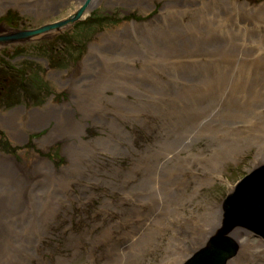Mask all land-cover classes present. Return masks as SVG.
Masks as SVG:
<instances>
[{
  "label": "rangeland",
  "instance_id": "obj_1",
  "mask_svg": "<svg viewBox=\"0 0 264 264\" xmlns=\"http://www.w3.org/2000/svg\"><path fill=\"white\" fill-rule=\"evenodd\" d=\"M57 1L0 0V35L14 31L11 23L34 28L64 18L81 2ZM205 1L218 14L201 10ZM92 2L51 38L11 45L15 65L0 75V119L15 117L22 130L0 127V152L11 157L5 166L17 177L25 170L30 182L48 177L32 191L22 227L34 217L43 224L15 245L24 264H119L122 252L127 264H163L192 243L198 214L222 207L264 156V0ZM25 52L41 58H17ZM51 57L64 58L61 72L45 63ZM62 116L69 124L57 123ZM176 163L182 168L170 175ZM2 172L0 194L14 182ZM148 197L160 212L145 226ZM246 232L241 264H264V251H251L264 240Z\"/></svg>",
  "mask_w": 264,
  "mask_h": 264
},
{
  "label": "bare ground",
  "instance_id": "obj_2",
  "mask_svg": "<svg viewBox=\"0 0 264 264\" xmlns=\"http://www.w3.org/2000/svg\"><path fill=\"white\" fill-rule=\"evenodd\" d=\"M46 3L50 4H57V0H43ZM83 0H81L80 4L82 3ZM217 1V0H216ZM95 1L92 2L94 4ZM79 4V5H80ZM206 6L207 11H214L212 9L215 8L214 1H205V4L201 6L204 8ZM209 8V9H207ZM85 12V11H84ZM237 12L239 11H230L227 13V16L232 15L235 13V15H232L235 17V19H232L235 22H240L239 18H241V15H237ZM86 13V12H85ZM213 14H218V11H214ZM84 15V14H83ZM201 28H197V32H200ZM181 39L184 38L183 34H180L179 36ZM199 37V36H198ZM200 38V37H199ZM198 46H205L207 45L206 41H196ZM195 48V47H194ZM90 54V53H89ZM88 54V55H89ZM112 63V62H111ZM127 68L129 69L132 68L131 64H126ZM97 67V66H96ZM123 72H128L126 70H122ZM81 98L77 99V105L78 107L80 106L81 109L83 110V104L80 103ZM67 105V103H63L61 105H58L54 102H50L49 106L52 109H55L56 107H62V105ZM11 109H6L5 112L10 113ZM34 115L38 117V120L43 117L42 113L40 112H34ZM37 117H31V121L34 122L37 121ZM59 124H69L70 118L66 116H62L57 119ZM72 120H75V118H72ZM0 127L5 129L8 134H17L18 131L21 132V126L16 122L15 117H8V118H1L0 119ZM76 126L73 125V129H75ZM172 157L176 158L178 157V153L176 150L172 151ZM10 156L3 154L0 152V177L2 176L3 172L2 170L5 169L10 172L11 178L14 180L12 184H10V188L4 189V192L0 194V228H1V233H0V264H24V256L23 253L17 252V249L19 246H16L15 243L17 242V238L22 235L26 240H30L31 238H34V233L31 231V227L33 225L41 226L43 224V219H36L34 217V220L31 222H28L25 228L22 227L23 219L26 214V209L28 208V203L31 199V194L32 191L37 190L36 184L37 182H43V180H47L48 177H41L42 180H37L36 182H30L28 178L26 177V171L23 170V175L21 177H17L15 172L6 167L5 165L11 161ZM8 160V161H5ZM264 162V156H261L258 154L255 159L252 161V164L254 166H258L259 163ZM43 165L46 167L48 165H53L52 161H49L47 159H42ZM182 168V165L176 163L174 166H172V169L170 170V175H173L176 170H180ZM52 172H49L51 174ZM168 174V171H167ZM16 177H15V176ZM174 177V176H173ZM1 179V178H0ZM58 188L57 189H62V186L60 183H57ZM55 187V184H54ZM2 188V187H1ZM3 189V188H2ZM56 189V188H55ZM53 189V191L55 190ZM148 203H149V213L148 216L145 218H142V221L145 226L147 224H151V222H156L157 217L159 215V212L155 201L148 197ZM30 205H33V201H30ZM177 217V216H176ZM222 217H223V209L221 210L220 204H213L211 205L205 212L198 214L197 219H196V226L192 228L193 231V236L191 237L192 240H190L192 243L191 244H186L182 247V250L179 251L178 253L174 254L171 257V260L166 258L164 260L163 264H183V261L189 257L190 255L194 254L197 252V249L201 248L204 246L208 240V238L212 235L217 233H221L222 231ZM175 218V217H171ZM184 218V217H183ZM185 220H188V218H184ZM189 220L193 223L195 222L194 218H189ZM19 222L20 228L19 230H13L12 225L15 224L16 222ZM221 225V227H220ZM220 228V229H219ZM246 230L244 228H238V227H233L230 231L222 232V235L227 236L236 246L233 247L234 253L232 255H229L226 259H222L220 257H215V259H220L222 264H241V259H242V253L240 252L243 248H245L247 245H250L247 240L245 242H242L244 238H246ZM216 236H214L215 239ZM260 239H263L259 237ZM264 240V239H263ZM239 244L240 245V250H239ZM27 250H29L27 248ZM205 249L195 255L200 254H206L207 252H204ZM253 253L256 254H261L264 251V242L259 241V245L257 246H252ZM121 255L124 257L119 264H127L124 259H127L125 252H122ZM138 254H136L137 256ZM192 258L191 261L187 262L186 264H191L196 258ZM26 259V258H25ZM208 262H212L211 259H206ZM185 262V261H184ZM191 262V263H190ZM118 263V262H117ZM204 262H197L194 264H203Z\"/></svg>",
  "mask_w": 264,
  "mask_h": 264
},
{
  "label": "water",
  "instance_id": "obj_3",
  "mask_svg": "<svg viewBox=\"0 0 264 264\" xmlns=\"http://www.w3.org/2000/svg\"><path fill=\"white\" fill-rule=\"evenodd\" d=\"M92 0H83L82 3L66 17L44 23L35 28L14 29L13 32L0 35V47L27 40L38 39L40 36L63 30L83 18V14L91 7ZM85 11V12H84ZM222 232L230 231L233 227H243L250 230L255 236L264 239V163L254 167L242 177L227 194L222 203ZM220 232L211 240L206 254L197 255L191 264H222L223 260L234 253L236 245ZM211 259L212 262L206 261Z\"/></svg>",
  "mask_w": 264,
  "mask_h": 264
},
{
  "label": "flooded vegetation",
  "instance_id": "obj_4",
  "mask_svg": "<svg viewBox=\"0 0 264 264\" xmlns=\"http://www.w3.org/2000/svg\"><path fill=\"white\" fill-rule=\"evenodd\" d=\"M1 24H2V22H1ZM12 24L13 23H11V25ZM11 25H7L8 28H10V29L11 28L12 29H18V28L15 27L16 25H14V24H13V26H11ZM25 28H33V27H25ZM55 34L56 33L47 34V35H43V36L39 37L38 39L24 41V42H21V43L8 44V45H5V46H1L2 48L1 47L0 48L3 49L4 52H5V59H4V61H6V63L5 64L0 63V75H1V72H3V73H10L11 70L13 69L14 65H15L13 63V60L15 58H13V57L12 58H9V56H10V53L9 52L12 50V48L10 47L11 45H21L23 43H26L25 45H30V43H36L37 41H39V40H41L43 38L49 39V38H51ZM1 49H0V51H1ZM27 53L28 52H25V54H22V55L18 56L17 58H20V59L21 58L28 59V60H31L33 63H38V60L41 57L35 56V55H30V54L26 55ZM33 53H36V52H33ZM41 53H43V52H41ZM45 53H49V52H45ZM54 58L51 57L50 60H48V61L45 60V63L47 64L49 62L50 65H51V67L55 69L56 73H59V72H61V70H62L61 68L64 65V58L63 57H59V58L54 57Z\"/></svg>",
  "mask_w": 264,
  "mask_h": 264
}]
</instances>
